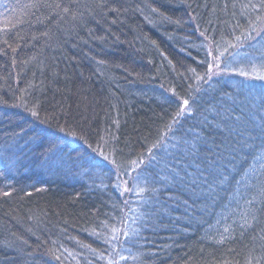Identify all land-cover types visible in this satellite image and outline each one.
I'll use <instances>...</instances> for the list:
<instances>
[{
    "label": "trees",
    "instance_id": "obj_1",
    "mask_svg": "<svg viewBox=\"0 0 264 264\" xmlns=\"http://www.w3.org/2000/svg\"><path fill=\"white\" fill-rule=\"evenodd\" d=\"M261 77L264 0H0V264H264Z\"/></svg>",
    "mask_w": 264,
    "mask_h": 264
},
{
    "label": "snow or ice",
    "instance_id": "obj_2",
    "mask_svg": "<svg viewBox=\"0 0 264 264\" xmlns=\"http://www.w3.org/2000/svg\"><path fill=\"white\" fill-rule=\"evenodd\" d=\"M237 39L239 40V37H237ZM243 75H246V73H242ZM261 78H264V77H261ZM183 106L184 107H187L188 106V101L187 100H184L183 101ZM33 115H37V113L33 112L32 113ZM134 164L136 163L135 161L133 162ZM9 193H5V195H8ZM124 236L127 240H131V236L129 235V233L127 231H125L124 233ZM125 257H121V259H124Z\"/></svg>",
    "mask_w": 264,
    "mask_h": 264
},
{
    "label": "rangeland",
    "instance_id": "obj_3",
    "mask_svg": "<svg viewBox=\"0 0 264 264\" xmlns=\"http://www.w3.org/2000/svg\"><path fill=\"white\" fill-rule=\"evenodd\" d=\"M217 68H219V65L218 64L216 66L214 65L213 73H218Z\"/></svg>",
    "mask_w": 264,
    "mask_h": 264
}]
</instances>
